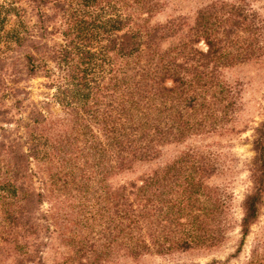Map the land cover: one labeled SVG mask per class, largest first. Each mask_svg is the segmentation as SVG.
<instances>
[{
    "label": "trees",
    "instance_id": "16d2710c",
    "mask_svg": "<svg viewBox=\"0 0 264 264\" xmlns=\"http://www.w3.org/2000/svg\"><path fill=\"white\" fill-rule=\"evenodd\" d=\"M162 0L0 1V264H114L216 248L226 200L197 148L135 180L112 183L163 146L222 134L238 90L223 71L264 58L260 16L212 1L192 21L150 23ZM42 78L37 106L20 84ZM251 188L240 204L241 245L264 194V121L252 129ZM46 205L45 212L41 206ZM243 264H264V242Z\"/></svg>",
    "mask_w": 264,
    "mask_h": 264
},
{
    "label": "rangeland",
    "instance_id": "374dc122",
    "mask_svg": "<svg viewBox=\"0 0 264 264\" xmlns=\"http://www.w3.org/2000/svg\"><path fill=\"white\" fill-rule=\"evenodd\" d=\"M1 1V0H0ZM159 12L150 18V23H164L169 19L182 17L190 23L197 9L212 1L244 2L261 18L264 44V0H162ZM225 81L238 90L237 111L233 122L226 125L222 134L190 137L180 144H170L160 149L158 157L147 163L134 165L131 171L115 177L112 183L135 180L175 158L178 153L197 148L207 155L215 167L214 174L207 183L218 191L226 200L225 218L228 228L223 242L216 248L194 251L191 253H174L157 256L148 254L137 260L123 259L114 264H243L251 247L257 242H264V194L257 222L250 227L242 244L237 227L240 218V204L248 194L251 183L249 179L250 162L253 157L251 148L252 129L264 121V58L258 62H248L233 66L223 71ZM42 78H35L20 84L28 92V100L39 105L42 101H51L48 113L54 117L61 115L59 106L53 103V90L45 86ZM47 206H41L45 212ZM41 262L53 264L63 252L55 239L50 235L42 240Z\"/></svg>",
    "mask_w": 264,
    "mask_h": 264
}]
</instances>
